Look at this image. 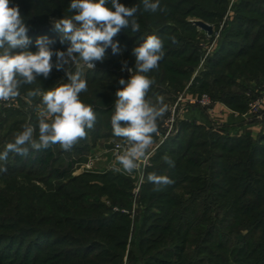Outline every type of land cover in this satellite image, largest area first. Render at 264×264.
<instances>
[{"label": "trees", "instance_id": "trees-1", "mask_svg": "<svg viewBox=\"0 0 264 264\" xmlns=\"http://www.w3.org/2000/svg\"><path fill=\"white\" fill-rule=\"evenodd\" d=\"M258 2L264 4V0H258ZM20 3L21 6L28 9L36 8L34 7L36 4H34L33 0H20ZM223 3L226 4L225 0H223ZM251 5L242 10L248 13L249 18H243V20L240 16L236 17L235 22H233L237 23L236 27H239L240 23H244L243 21H245V19H251V16L254 14L261 13V15L264 16V12H261V10L257 8L258 6H255V4ZM50 7L51 6L45 8V11L49 8V12L46 11L44 15L42 14L41 18L43 20L46 15L48 16L51 13L56 14L54 8ZM235 10L239 13L241 8L238 7L235 8ZM224 11L225 8L223 7L220 9L219 13L223 14ZM139 13L140 12L136 14V19L140 25V30L133 32L131 28L127 29L129 34H127V40L122 44L128 48L126 51L127 64L133 66L134 72L135 57L132 55L133 43L136 41H141L138 42L137 45L142 43L141 37H143L144 32L149 30V33H151L160 28L161 25L165 26L166 19L169 17L164 11H157L156 13L141 11V13ZM213 13L217 12L213 11ZM158 16L165 17V20L159 21ZM23 19L24 21L27 20L25 17ZM185 30L192 32L189 28ZM247 31L248 30H244L242 34L243 36L247 35L245 38L247 42L242 44L240 49L236 52H232L229 48L227 49L228 46L223 48L222 44L219 43L220 45L217 49L220 50H213L211 55L208 54L209 56L207 55L204 60L205 72L225 67L227 71H231L230 73L234 75L240 73L241 76L264 78V48H262L263 46H258L259 41L264 37V32L262 34L260 32L263 30H259V32H255L252 38L249 39L251 33ZM147 33L148 32H146V34ZM134 35H137V38L132 41ZM184 47L185 46H182V49H184ZM163 49V57L159 61L158 67L151 70L146 75H148L150 79H155L154 81L159 84L166 83L165 94L173 95L184 87L186 80L189 81L194 69L199 64L200 57L196 48H191L192 52L188 54H186L185 50L177 55L171 53V50H169L166 45H163ZM224 49H226L225 53L223 52ZM173 61H177L178 63ZM95 72L96 71H88L83 75V78L87 81L88 90L80 94V99L85 104L93 107L96 114V122L92 129H86V138L78 141L71 148L76 152V157L70 154L64 156L63 151L65 150L59 145H53L48 148L40 149L39 151L31 150L28 157H21L20 155L11 153V162L15 167L11 170H7L4 175L1 174V176H3L1 180L3 182H0V189L1 192L6 195V198H0V214L2 215L0 229L5 231L0 232V241L7 239L8 236L6 235H13L8 231H12V233L16 234L24 227H33L37 229L36 232L50 234L49 237H56L58 234L65 233V237H73H70L71 240L81 236L80 234H77L78 236H73L70 230L71 228L84 230L85 232L94 229L92 232H101V236L106 238V240H104L105 247L94 253H89L85 250L79 252L80 248H78V250H66L64 252L65 255H63L61 254L63 251L57 253L58 250L53 248V246L59 244L58 242H54L42 246V248L31 256V250L28 252L23 249L24 253H21V246L17 250L15 248L13 249V258L18 261L16 264H44V262L47 264H105L108 262L119 264L118 259H120V253L116 251L109 252V246L116 250L124 246L130 234V228L132 231L131 238L134 233L138 235L137 239H139L140 245L138 244L137 251L144 256L155 249L156 243L165 242H155L158 240L157 237L159 234H157L156 239L147 236L148 234H153V232L146 231L149 218L148 213L144 214V212H147L149 208L152 207L151 200L154 196V185L148 181L144 183L142 193L139 196V202L143 205V208L141 207L142 209L137 212L131 226L129 219L122 217V214L118 215L113 212L111 215L106 216L105 212L108 211L109 208H106V211L103 213L98 212V209L104 207L99 206L103 205L99 203V196L109 197L114 203L117 201V204H119L118 208H130L129 204L127 205L126 203L125 207H123L122 198L119 200L118 197L120 194L124 196V193H126L124 191L130 190L129 188H131V185L125 180L122 181L123 183L119 182L116 184L105 181L104 185L101 187L93 185L95 189L93 195H88V197L84 195H82V197L80 196L84 192L83 189L86 188L84 184H81L84 186L82 188H79L76 184L75 188L80 190L78 195L72 194L73 188L65 190L64 187H59L60 185L52 191L53 194H42L39 193L38 188L35 186L29 191V188H27L23 181L26 176H22V180L20 181L16 180L17 175L30 173H39L45 176L50 175L51 178L55 179H66L71 174L75 164L82 161L81 156H83L89 140L96 141L102 138L115 137L108 114L115 109V92L117 88L113 92V90L107 88L105 85H101L99 81L103 79V72H98L101 74L100 77H98ZM120 78L125 79V76L121 75ZM49 79L50 78L46 79L45 82L47 83ZM40 81L41 76H38L37 80L31 85L38 87ZM220 81L222 80L213 79V84L216 85V83ZM66 82L67 76L56 86ZM196 82L198 81L196 80ZM40 88L47 89L46 85ZM206 88V84H200V90H206ZM212 96L213 100L224 103L234 111L244 113L247 110V101L249 100H247L248 98L243 91L234 92L232 89L219 88L218 90L213 88ZM37 102H41V99H38ZM10 116L11 119L6 123L4 132L7 135L6 143L13 141L15 134L22 131L25 118H28L25 114H20L18 118H15L18 114L13 112H11ZM37 117L38 116L30 115L28 124L30 123L37 128L35 135L38 137ZM1 120H3L2 117L0 118V121ZM159 124L160 120L158 119L157 126H159ZM0 129L2 130L3 126H0ZM223 131V128H206L195 122L179 120L176 123L173 134H171L156 151V156L153 158L154 165L157 163L158 159L167 154H170V159L175 161V167L170 168L168 164L164 166L160 163L155 166L156 168L153 171L157 174H164L163 168L168 167V173L165 175H168L174 181L173 184L163 187L158 194L160 198L166 200V204L176 208L167 207L165 209L167 219L172 221L176 220L178 222L177 226L174 227V234L176 236L170 237L172 249L176 247V249L181 251V253L177 251L176 254L179 255L177 257H182L184 255H182V253L184 252H186L185 257H190L195 254V252L188 249L186 245L205 241L202 244L203 248L200 251L197 248L198 252L196 253L201 257H206L207 261L205 260V264H226L227 255L233 256L234 259H238L239 264H264V181L256 180L255 183H259V186L251 193L248 192L250 187L249 177L256 176L255 173L250 171L249 167H261V163H263L262 160L264 159V148L256 144L259 138L256 142H253L249 132H246L243 136H239V138H235L223 134ZM153 141H155V134L153 136ZM151 172L148 171L147 173L149 174ZM208 176L211 177L210 179L223 180L224 183L228 184V186L222 189L224 192L227 190L226 194L228 195H226V197L228 201H230L226 204L225 207L228 208L225 211L226 213L231 211L232 215L235 216V218L237 217V224H241L244 219L249 221V217L255 219L260 214L258 217L262 219V222L257 224L258 220H256L251 224V227L255 230L252 236V239H255V241L251 244H249V239L246 237L243 238L240 246L231 248L230 245L225 244L223 238L228 234L225 235V233L216 227V223H220V220H216L218 222L215 221L213 224L206 225L199 230L198 225L205 221V204H201V208H195V206H200V204H191L197 201L196 196L197 198L200 197V192H206L209 187L210 189H214L219 186L218 182H207L204 180ZM261 176V180H264V173L261 174ZM187 181H190L192 186H187V183L189 184ZM178 185H183L182 187L186 190L188 198L171 196L172 189L175 190V188L179 187ZM192 187L194 191L190 194L189 190L191 191ZM249 194L253 196V198L250 199L248 196V198L244 200V197ZM190 196L192 197L189 198ZM222 199L224 198L222 197ZM219 205H222V203ZM190 206L192 208L189 210ZM195 215L196 218H193ZM192 218L193 222L191 223ZM44 220L46 222H44ZM41 222L46 223L43 229L40 228L41 224L39 223ZM61 225H66L68 228L65 229ZM191 225H193V228L195 227L197 231L193 230ZM163 227L166 228L165 226ZM110 229L113 230L110 232ZM229 230L230 229H228V231ZM28 231L32 230H26V232ZM232 233H235V231H232ZM196 237H200V239L198 238V240ZM88 241L79 242L77 246L82 247V245L90 244L93 239ZM64 243L66 244L67 242ZM231 246H233V243ZM184 260L182 262L183 264H192L191 262L184 263Z\"/></svg>", "mask_w": 264, "mask_h": 264}, {"label": "rangeland", "instance_id": "rangeland-1", "mask_svg": "<svg viewBox=\"0 0 264 264\" xmlns=\"http://www.w3.org/2000/svg\"><path fill=\"white\" fill-rule=\"evenodd\" d=\"M34 4H36L33 9H28L24 6H21L20 0H10V5H19L20 12L27 20L25 21L27 27L29 28L28 36L32 40V44L30 45V50L35 52L37 50L35 45V40L37 37L47 36L52 43H49L47 46L52 49L53 51L60 50L65 51L69 47L68 43L61 44L59 41V33L54 29V26L52 24L53 19H60L62 17H70L74 13L69 12V4L70 0H33ZM121 3H123L125 6L132 7V6H140V10L138 12L141 13L145 12L143 10L142 6V0H120ZM225 3H223V0H160L161 8L164 9V12L168 14V19H166V25H161L160 28L152 31L147 30L148 32H144V35L142 38V41L144 38H146L148 35H157L161 38L163 41V45H166L169 50H171V53L174 54H181L186 50V54L189 52H192L191 48H196L197 53L199 54V64L196 66V68L193 71L192 76L189 78V81L186 80L184 87L178 91L177 93L171 95V94H165L166 90V83L159 84L155 82V79H152L154 83L150 86L148 97L152 99L153 101L156 100L157 97H163L164 104L167 106V109L162 117L159 118L160 124L158 127L161 126L164 119H166L168 115L169 107L174 103V101L177 99V97L181 93H185L184 96H200L202 94H206L210 100L213 102L211 106H200L197 104L188 105V107L184 110L185 111H199V120L201 118L205 117V121L201 120L205 124H201V126H210L212 123L213 125H220L218 122L220 115L222 114H230L226 109L229 108L227 105L222 103L225 108L224 110L219 111L218 109H215V104L219 101L213 100L212 96V90L214 89H232L234 92L243 91L247 96V110L244 113L246 114V118H248L249 123V131L247 129H239V130H233V131H227L230 127L224 125L223 128L226 129V131L222 132L223 134H227L229 136L239 138V136H243L246 132H249L250 137L252 138L253 142H256L257 145L264 148V99L260 104L259 111L258 112H250L249 106L250 103L256 101L259 98H264V78H257L254 76H241L240 73L238 74H231V71H227L225 67H221V69L216 70H210L205 72V66H204V60L207 57V55H211L213 50L219 51L220 49H217L219 47V43L222 44V47L227 49L229 48L232 52H236L240 49L242 44H245L247 40L245 41V38L247 35L243 36L244 30H248L251 33L252 38L253 34L255 32H259V30H263L260 33L263 34L264 32V16L261 15V13L252 15L251 19H245L243 21L244 23H240L239 27H236L237 23H233L236 20V17L240 16L241 19L243 18H249L248 13L245 11L243 12V8L249 7L251 4H255V6H258L261 10V12H264V4L261 2H258V0H225ZM51 6L50 8H54V12L56 14L51 13L50 15H46L44 20L41 18L42 14L44 15L48 10L45 11V8ZM110 6V5H109ZM254 6V5H251ZM225 8V11L223 14H220V9ZM240 7V12H236L235 8ZM159 11V10H158ZM213 11H216L217 13H213ZM160 12V11H159ZM139 13V14H140ZM263 14V13H262ZM159 21L165 20V17L158 16ZM244 20V19H243ZM201 23L207 24L211 26L212 31L209 33L206 31L203 27H201ZM37 28V29H36ZM189 28L192 32L186 31L185 29ZM241 28V29H240ZM40 29V30H39ZM129 29V28H128ZM160 29V30H159ZM39 30V31H38ZM247 31V32H248ZM227 32V33H226ZM246 32V33H247ZM127 29H122L121 32L116 36L114 39L119 42L121 51L117 54H113L111 51V48H108L106 50V59L103 62H96V66L94 69H88L87 67H83V75L85 72H93L97 74L98 77L101 76L99 71L103 72L102 75V81H99L101 85H105L107 88L113 90V92L116 90V88H121L122 85L119 84V80L121 79L120 76H125V80L127 81L131 75V73L127 70L128 68L134 69L132 65L127 64L126 67L124 66L123 62L127 61L126 58V51L128 48L126 46H123V42L127 40ZM264 36V34H263ZM171 37H175L176 42L173 43ZM137 38V35H134L132 37V41ZM166 40V41H165ZM220 40V41H219ZM138 42L136 41L133 43V47L137 46ZM182 46H185L184 49H182ZM258 46H263L264 48V37L261 39L258 43ZM220 47V48H222ZM223 50V49H222ZM224 49V53H225ZM164 52V49H163ZM192 55V53H191ZM208 55V56H209ZM53 62V70L50 73L49 81L46 83V79L43 76H41V81L39 83V86L35 87L34 85H22L19 89L20 96H18L14 100L9 101H0V118L2 117L3 120L0 121V126H3V129H0V152L3 151L5 145H6V123L11 119V112L18 114V118L20 114H25L28 118H30V115L38 116V107L42 106L41 102H37L38 99H41L40 97H28L27 93L31 90H35L36 88H40L43 85H46L47 89L40 88L42 90H48L52 87H55L61 80L66 78V72H75L76 71V65H73L71 62L69 64H66L63 66L61 70H57L55 67V64L57 63L56 57L53 56L52 58ZM175 62V61H173ZM82 63V62H81ZM128 63V62H127ZM175 63H178L177 61ZM135 72L133 71V74ZM213 79H220L222 81L216 83V85L213 84ZM196 80L198 82H196ZM206 84L207 88L206 90H200V84ZM209 86V87H208ZM217 86V87H216ZM201 92V93H200ZM214 92V91H213ZM171 96V97H170ZM220 103V104H221ZM226 109V110H225ZM232 110V109H229ZM114 110L110 111L108 114V118L111 121V117L114 114ZM234 111V110H233ZM33 113V114H32ZM235 114H238L237 116H240V112L234 111ZM183 112L180 113V117L182 116ZM235 117V116H234ZM14 118V117H13ZM14 118V119H15ZM28 118H25V124H28ZM225 118V117H224ZM236 120V121H235ZM235 123L238 125L242 122L240 118H235ZM211 123V124H210ZM243 123V122H242ZM23 124V125H25ZM175 131V130H174ZM199 131V130H198ZM201 131V130H200ZM112 134V133H111ZM198 134V132H197ZM155 139L157 137L155 136ZM122 144L121 138L118 137H110V138H102L98 139L96 141H90L87 143V148L84 151V154L82 157V161L79 163H76L71 174L66 179H55L51 178L50 175H42L39 173H30V174H23V175H17L16 180L20 181L22 180V176H26L24 178V184L27 186V188L30 189L35 186L38 188L39 193L42 194H53L52 191H54L58 185L59 187H64L65 190H69L73 188L72 194L78 195L80 190H77L75 188L76 184L79 188L84 187L81 184L85 185V189L82 195L84 196H92L93 191L95 190L93 188V185L101 187L104 185L105 181H110L113 183H123L122 181H127L131 188L130 190H126L124 192V196L120 194V198H122V205L125 207V205L129 204V209L127 208H118L119 204H117V201L115 203L113 200L107 198L106 196H99V203L104 206L103 208L98 209V212H105L106 208H109L108 211L105 212V215H111L113 212L116 214L128 218L130 221V225L132 226V222L134 220V217L136 216L137 212L143 208V205L139 202V196L142 193V188L144 183L147 182V172H153L155 170V166L157 164L162 163L164 166L167 165L165 162V157L171 158L170 154L163 155L160 159H158L157 163L154 165L153 158L156 156V151L150 155L147 162L143 165L139 163V166L132 174H129L125 172L122 167L117 163L116 157L121 153V151H116L114 149L115 144ZM155 143V141L153 142ZM151 146L149 147L148 151L150 150ZM159 148V147H158ZM157 148V149H158ZM64 156L70 154L74 157H76V152L72 149L63 151ZM263 163H261L260 168H252L249 167L250 171L252 173H255L256 176L249 177V190L248 192L251 193L255 188L259 186V183H255L257 181H264L261 180L262 176L261 174L264 173V159L262 160ZM0 165L7 168V170H11L14 165H12L11 162V153L9 154V158L7 162L0 161ZM154 165V166H153ZM154 168H153V167ZM252 168V169H251ZM119 169V171H117ZM168 167L163 168V172H165L163 175L168 173ZM5 172H0V182H3L1 179V174L4 175ZM258 177V178H257ZM190 178V177H189ZM211 177L208 176L204 180L207 182H218L219 186L214 189L207 188L206 192H200V197L196 199L195 203L191 205L200 204V206H195L198 208H201V204H205L204 210H205V221L203 223H200L198 225V228H204L206 225L213 224L216 220H220V223H216V227L219 228L223 233H225V236L223 238V242L225 244L230 245L231 248L235 246H240L241 241L243 238L249 239V244L255 241V239H252V236L255 232L253 227H251V224L258 220L257 224L262 222V219L260 217H256L255 219L249 217V221L244 219V221L241 222V224H237L236 220L237 217L232 215L231 211L227 212L228 207H225L226 204H228L230 201H228L226 195V191L224 192L222 189L225 186H228V184L224 183L223 180L219 181L214 178L210 179ZM229 178V177H228ZM72 182V183H70ZM187 183V186H192V183ZM191 184V185H190ZM88 186V187H87ZM179 187L175 188V190L172 189L171 196H177V197H186V190L182 187L183 185H178ZM176 187V185H175ZM193 189V187H192ZM191 191L189 190L190 194L194 189ZM160 191L154 192L153 191V198L151 200L152 207L149 208V210L144 212V214L148 213V223H147V232H153V234H148L147 236H150L151 238L156 239L157 234L159 236L157 237L158 240L155 242H164V243H156L155 249H153L150 253L147 255H143L138 253L137 248L138 244L140 243L138 238V235L134 233L133 237L131 238V228H130V234L128 236V240L122 246L121 248H118L117 250L109 246V252L116 251L120 253V259H118L119 264H183L185 262H191L192 264H205V260L207 261L206 257H201L199 254H196L203 248L202 244L205 242H196L194 244H187L186 247L190 250H193L195 254L191 255L190 257H185V253H182V257H177V251L178 249L173 248L170 237H175L174 234V227L177 226V221L174 220H168L165 209L167 207H170V205L166 204V200H163L158 196ZM104 193V192H102ZM29 196L31 197L30 193ZM158 196L157 198H154ZM170 196V197H171ZM252 199L253 196L250 194L244 197V200L246 198ZM79 197V198H81ZM190 196L189 198H191ZM203 197V198H202ZM222 197L225 199H222ZM0 198L5 199L6 195L1 192L0 189ZM112 198V197H111ZM46 200V198H45ZM121 203V202H120ZM126 203V204H125ZM222 203V205H219ZM142 207V208H141ZM10 208V207H9ZM174 208L175 207H170ZM192 207L190 206L189 210ZM193 208V209H195ZM201 210V209H200ZM198 210V211H200ZM230 210V209H229ZM129 214V217H128ZM104 215V216H105ZM2 215L0 214V217ZM127 216V217H125ZM177 216V215H176ZM6 218V217H5ZM196 218V215L193 217ZM193 218L191 219V223L193 222ZM2 217L0 218V220ZM10 220V219H8ZM210 221V222H209ZM44 222H46L44 220ZM44 222H41L40 228H44ZM218 222V221H216ZM119 223V222H118ZM12 225V224H11ZM194 225V224H193ZM193 225H191L192 229L197 231L195 227L193 228ZM65 229L68 227L66 225H61ZM165 226L166 228H164ZM172 229H171V228ZM77 228V227H76ZM237 228V229H236ZM168 229V230H167ZM228 229H230L228 231ZM236 229V230H235ZM26 230H32L26 232ZM37 229H34L33 227H24L22 230L18 231L16 234L10 232V234L13 235H6L8 236L7 239L0 241V264H16L18 263L15 258H13V249L16 250L22 246L21 253L24 251L31 250V256L38 251L42 246H46V244L58 242L59 244L56 246H53L55 250H58L57 253H60L63 251V255H65V251L67 250H78L81 252L82 250H85L89 253L98 252L100 249L102 250L104 245V240H106L105 237L101 236V232L94 233V229L89 232H85L84 230L80 229H70L73 236H78L77 234H80L81 236L75 237L74 240H71L70 237H65V233L58 234L56 237H49L50 234L44 233V232H36ZM113 229H110V232ZM44 231V230H42ZM68 231V230H67ZM105 231V230H104ZM232 231L235 233H232ZM261 231V230H260ZM259 231V232H260ZM0 232H5L2 229H0ZM80 232V233H79ZM194 232V231H192ZM230 232V233H229ZM22 233V234H21ZM195 233V232H194ZM192 233V234H194ZM197 234V233H196ZM198 236V234H197ZM191 237V236H189ZM70 240H69V239ZM73 238V237H71ZM200 239V237H196V239ZM90 239H93V241L90 242V244L82 245V247L77 246V243L88 241ZM198 239V240H199ZM64 242H67L66 244ZM89 242V241H88ZM217 242V241H216ZM93 243V244H92ZM233 243V246L231 244ZM208 244V243H206ZM140 245V244H139ZM153 245V244H152ZM154 246V245H153ZM208 246V245H207ZM25 247V248H24ZM207 248V247H206ZM238 248V247H237ZM159 250V251H158ZM181 253V251H179ZM24 253V252H23ZM111 254V253H109ZM205 256V255H204ZM236 256V255H235ZM37 259V258H34ZM226 264H239L238 259H234L233 256L226 257ZM30 260V259H29ZM112 260V259H109ZM35 261V260H34ZM117 261V262H118ZM48 262V261H47ZM116 262V261H115ZM46 262H44L45 264ZM30 264V263H28ZM47 264V263H46ZM105 264H116V263H105Z\"/></svg>", "mask_w": 264, "mask_h": 264}, {"label": "clouds", "instance_id": "clouds-1", "mask_svg": "<svg viewBox=\"0 0 264 264\" xmlns=\"http://www.w3.org/2000/svg\"><path fill=\"white\" fill-rule=\"evenodd\" d=\"M142 6L144 11L152 13L164 11L160 0H142ZM139 10L140 6L128 7L120 0H70L69 12L74 14L51 21L59 33L60 43L69 44L66 52L50 49L47 45L52 41L47 36L37 37V50L33 52L29 28L19 5L0 0V101L16 99L20 96L21 86L33 84L38 76L48 78L54 67L53 56L57 60V70L70 62L76 65L75 72H66V83L27 93L28 97L41 98L42 106L37 109L38 137L36 127L30 123L23 125L22 131L17 132L14 140L7 142L0 152V161L7 162L10 153L28 157L31 150L39 151L53 145L70 150L86 138V129L94 127L96 114L91 105L80 99V94L88 90L82 68L94 69L96 62L106 59L108 48L113 54L121 51L114 38L122 29L140 30L136 19ZM171 39L176 42L175 37ZM132 55L135 73L128 68L129 79L118 81L122 87L115 92V111L111 117L113 135L122 140V144L117 145L122 151L116 160L129 174L147 158L153 136L158 134L157 121L167 109L163 97H157L155 101L148 97L154 81L146 75L158 67L163 57V41L157 35H148L133 47ZM123 64L126 67L127 61ZM165 162L170 168L175 167V161L167 157ZM6 171L7 168L0 165V172ZM147 181L154 185L153 191H161L174 183L168 175L155 172L147 175Z\"/></svg>", "mask_w": 264, "mask_h": 264}, {"label": "built area", "instance_id": "built-area-1", "mask_svg": "<svg viewBox=\"0 0 264 264\" xmlns=\"http://www.w3.org/2000/svg\"><path fill=\"white\" fill-rule=\"evenodd\" d=\"M185 93H181L174 103L169 107L168 115L164 119L160 127H158V134H155L157 137V142L153 144L148 151L147 158L140 161L139 163L145 164L152 153L171 135L175 130L177 121L180 118V113L188 107V105L197 104L200 106H211L212 101L206 94L200 96H184ZM264 98H259L256 101L250 103L249 109L250 112H258L261 102ZM118 143L114 145L116 151H122L121 148H118Z\"/></svg>", "mask_w": 264, "mask_h": 264}, {"label": "crops", "instance_id": "crops-1", "mask_svg": "<svg viewBox=\"0 0 264 264\" xmlns=\"http://www.w3.org/2000/svg\"><path fill=\"white\" fill-rule=\"evenodd\" d=\"M221 103V102H220ZM216 103L215 104V109H218L219 111H221V110H224V108H225V106L221 103ZM226 109H228L227 111L230 113V114H222V115H220V117H222V118H219L218 119V122H220L219 124L220 125H216V124H214L213 125V123L210 125V126H207V127H211V128H215V129H217V128H223V126L224 125H226V126H229L230 128L227 130L228 132L229 131H233V130H239V129H247L248 131H249V123H248V118H246L247 116H246V114L247 113H241L240 114V116L241 117H239V116H237L238 114H235L234 113V111L233 110H229V109H231V108H227L226 107ZM225 109V110H226ZM199 115H200V113H199V111H185V112H183V114H182V116L179 118V120L180 121H188V122H195L196 124H205L204 122H202L203 120L205 121V117H203V118H201V120H199ZM235 116V117H234ZM200 117H201V115H200ZM225 117V118H224ZM235 118H240L241 120H242V122L240 123V124H236L235 123ZM178 120V121H179ZM233 120H235V121H233ZM206 125V124H205ZM239 128V129H238ZM223 130L224 131H226V129H224L223 128ZM157 140L158 139H155V143L157 142ZM155 143H153V144H155ZM152 144V145H153ZM151 145V146H152Z\"/></svg>", "mask_w": 264, "mask_h": 264}, {"label": "water", "instance_id": "water-1", "mask_svg": "<svg viewBox=\"0 0 264 264\" xmlns=\"http://www.w3.org/2000/svg\"><path fill=\"white\" fill-rule=\"evenodd\" d=\"M200 25H201V27H203L206 31H208L209 33H211V31H212L211 26H209V25H207V24H203V23H201Z\"/></svg>", "mask_w": 264, "mask_h": 264}]
</instances>
